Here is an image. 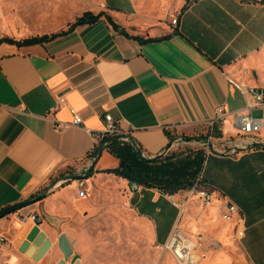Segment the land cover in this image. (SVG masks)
I'll return each mask as SVG.
<instances>
[{
  "label": "crops",
  "instance_id": "0c3cea01",
  "mask_svg": "<svg viewBox=\"0 0 264 264\" xmlns=\"http://www.w3.org/2000/svg\"><path fill=\"white\" fill-rule=\"evenodd\" d=\"M85 1L91 5L76 12L68 26L85 11L105 12L122 28L138 25L135 11L143 0ZM171 1L178 24L161 19L145 35L127 27L128 35L119 33L103 16L43 44H0V210L36 196L53 177H65L77 163L89 161L107 113L146 157H153L172 150L167 131L191 138L213 124L222 107L217 140L225 150L208 152L201 174L212 193L210 203L203 204L199 194L186 200L187 190L171 195L142 185L133 190L129 180L101 172L119 165L106 149L86 179V196H79L77 181L45 199L44 210L66 216L89 208V184L93 188L108 178L120 186L124 202L159 247L177 226L195 241L202 238L206 256L199 264H264V148L234 145V114L246 99L229 81L264 88V0ZM126 9L133 11L132 23L121 11ZM166 35L150 42L131 37ZM61 98L68 104L59 105ZM69 106L82 115L81 125L73 124ZM253 115L264 120V107ZM57 123L67 126L57 129ZM258 139L264 143V126ZM228 204L239 208L230 220L223 217ZM35 208L0 219V233L12 243L1 252L18 258L16 250L35 226L21 225L18 218Z\"/></svg>",
  "mask_w": 264,
  "mask_h": 264
},
{
  "label": "rangeland",
  "instance_id": "374dc122",
  "mask_svg": "<svg viewBox=\"0 0 264 264\" xmlns=\"http://www.w3.org/2000/svg\"><path fill=\"white\" fill-rule=\"evenodd\" d=\"M90 5L85 0H0V39L9 37L22 40L36 35L58 33L68 28L67 23L76 12ZM139 6L141 7L135 11L134 18L138 20V25L127 24V28L125 27L132 33L145 35L161 19L170 24L173 17L178 15L171 7V0H143ZM121 11L127 15L128 22L132 23L133 11ZM220 126L218 122L213 123L206 126L203 132L184 140L172 136V150L161 154V157L182 152L194 154L198 150L205 154L218 149L225 150L217 140L222 137ZM217 133H221V136L217 137ZM238 138H241L240 135ZM90 161L92 158L77 163L67 170L66 176L84 174L82 170ZM91 177L93 174L86 179ZM60 178L63 175L53 177L49 185ZM76 183L75 179L55 188L45 199L62 187H72ZM121 191L120 186L108 178L101 180L93 188L89 184L87 200L91 207L81 208L66 216H48L43 206L45 199L33 204L39 207L34 211L41 219V229L52 240L51 249L39 261L27 257L19 250H16V259L0 251V264H57L64 260L59 248V237L63 233L71 240L74 255H79L80 264H178L171 253L163 251L154 242L145 222L124 202ZM191 192L192 189L185 192L186 200L197 194ZM88 201L81 202L80 207L87 205ZM72 259L73 255L66 262L72 264Z\"/></svg>",
  "mask_w": 264,
  "mask_h": 264
},
{
  "label": "trees",
  "instance_id": "16d2710c",
  "mask_svg": "<svg viewBox=\"0 0 264 264\" xmlns=\"http://www.w3.org/2000/svg\"><path fill=\"white\" fill-rule=\"evenodd\" d=\"M186 8L187 6L185 5L182 10H185ZM103 16L106 17L113 30L128 35L125 29L118 25L113 20V18L107 15L105 12H99L95 14L92 11H85L81 16L77 17L73 23L69 24L67 30L53 34L36 35L22 40L3 37L0 39V44L3 42L16 44L18 46L43 44L55 39L60 35H65L69 32H72L78 25L94 24ZM177 32L178 31L175 30L173 33ZM169 36L170 35L162 37H150L147 39L138 36L131 37L139 40L140 42H150L163 40ZM214 125L216 126V124ZM167 134H169L171 139L172 136L168 131ZM216 136H221V133H217ZM109 139L110 138H103L100 141V144L95 147L90 157L92 158L99 146ZM108 150L111 154L119 159V165L101 172L110 173L125 178L129 180L130 183H136L146 187H157L164 193L170 195L175 194L180 190H190L193 188L195 181L202 172L203 164L206 158V154L202 150H198L194 154H187L185 152L174 153L167 156L166 158H162L161 156L155 159L143 158L127 141H116L108 147ZM203 186L204 185L202 184V187Z\"/></svg>",
  "mask_w": 264,
  "mask_h": 264
},
{
  "label": "built area",
  "instance_id": "2783aa9c",
  "mask_svg": "<svg viewBox=\"0 0 264 264\" xmlns=\"http://www.w3.org/2000/svg\"><path fill=\"white\" fill-rule=\"evenodd\" d=\"M172 25L178 24V19L173 18L171 20ZM229 81L237 86L241 90L246 99V105L240 112H235L236 124L238 126V138L235 146L246 148L249 145L261 142L258 139V134L264 126V120L262 118L255 117L253 110L256 108L264 107V88L261 86H247L239 85L233 79ZM59 105L68 104L66 98H61L58 101ZM70 112L73 116V124L81 125L83 123V117L79 111L74 107L69 106ZM225 117V109L220 107L216 111L215 122H223ZM104 130L102 133L97 135V138L101 141L103 138H111L117 135L124 134L122 127L118 120H116L111 114L107 113L103 116ZM67 125L63 123H57L56 128L61 129ZM91 161L82 170L84 173L87 172ZM202 172L198 176L195 184L192 188V194L196 192L203 200V204H208L212 201V193L207 187H202ZM79 175H82L80 173ZM79 196L84 197L87 194L86 179H78ZM140 188V185L133 183V190ZM175 205L181 208L180 202L175 201ZM239 213V208L235 204H228L225 213L223 214L224 219L230 220L233 215ZM21 225L32 222L35 225H39L41 219L37 213H30L18 218ZM201 237H198V241H195L187 237L177 226L173 228L167 240L160 245L163 251L171 252L177 259L179 264H199L206 256L205 251L201 247ZM12 245L11 241L2 233H0V250L4 248H10Z\"/></svg>",
  "mask_w": 264,
  "mask_h": 264
},
{
  "label": "water",
  "instance_id": "95a60500",
  "mask_svg": "<svg viewBox=\"0 0 264 264\" xmlns=\"http://www.w3.org/2000/svg\"><path fill=\"white\" fill-rule=\"evenodd\" d=\"M123 140L129 142L135 148L137 153L143 158L155 159V158H159L161 156V154H160V155H156L153 157H146L145 154L143 153L142 149L139 147V145L128 134H121V135L111 137L109 140H107L102 145H100L99 148L96 150L95 154L92 157L91 164H90L86 173H84L82 175L65 176L63 178H60L58 181H56L55 183L46 187L44 190H42L36 196L31 197L25 201L20 202V203H17V204H14V205H11L9 207L1 209L0 210V219L4 218L5 216H7L11 213L18 211L19 209L33 205V204L45 199L47 196H49L55 190V188L60 187L61 185L65 184V183H68V182L73 181L75 179L78 180L81 178H83V179L89 178L92 175L93 170L96 167L97 162H98L99 157L101 156L102 152L104 150L108 149V147L112 143H114L116 141H123ZM172 143H171V145H172ZM256 146H260V147L264 148V143L258 142V143L249 145L246 148H241V147H236V148L248 149V148H252V147H256ZM169 147H170V145H169ZM72 245L73 244H72L71 240L68 238V236L66 234L63 233L60 235V237H59V248L63 252L64 260H60L57 264H69L66 261L72 255H73L72 264H80L79 255H77V254L74 255ZM51 247H52V240L48 237L46 232L41 229L40 225L37 224L29 231L25 240L21 243V245L19 247V251L24 253L27 257L33 258V260L39 261L48 253V251L51 249Z\"/></svg>",
  "mask_w": 264,
  "mask_h": 264
}]
</instances>
